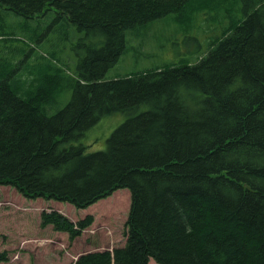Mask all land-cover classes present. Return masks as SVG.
Wrapping results in <instances>:
<instances>
[{"label": "trees", "instance_id": "16d2710c", "mask_svg": "<svg viewBox=\"0 0 264 264\" xmlns=\"http://www.w3.org/2000/svg\"><path fill=\"white\" fill-rule=\"evenodd\" d=\"M206 1L0 0V39L15 34L11 11L40 42L47 30L28 19L52 10L75 57L70 74L55 50L33 64L35 42L15 47L0 74V185L76 208L130 192L124 243L66 264H264V0H226L239 18L196 62L106 77L128 28L169 13L189 25ZM116 112L128 117L87 151L81 137ZM92 220L40 213L41 227L69 241Z\"/></svg>", "mask_w": 264, "mask_h": 264}, {"label": "rangeland", "instance_id": "374dc122", "mask_svg": "<svg viewBox=\"0 0 264 264\" xmlns=\"http://www.w3.org/2000/svg\"><path fill=\"white\" fill-rule=\"evenodd\" d=\"M227 6L231 9H227ZM238 6V3L233 5L226 0H208L204 6L195 10L189 25L180 24L174 18L175 13H169L149 24L128 28L125 31L126 50L107 71L106 77L141 71L163 63L198 61L206 52L208 42L220 36L233 19L239 18ZM17 20L23 18L9 11L5 24L13 29L9 32L15 34L5 40L0 39V74L13 67V62L19 57L20 51L13 53L16 46L29 47L33 42V64L39 61L41 54L55 50L56 55L67 63L68 73L74 72V51L70 49L69 38L63 37L65 26L54 11L48 10L43 15L28 19L31 27L39 24L47 30L45 34L43 31L40 42L33 41L27 32L18 29ZM69 36L74 37L71 30ZM68 99L67 92L57 106L47 108V113H54ZM127 117L128 114L124 112L101 117L80 141L87 144V151L103 149L107 136ZM129 206L130 192L125 188L113 189L94 202L76 208L69 202L26 197L14 186L0 185V253L4 256L0 264H66L73 262L79 254L122 245ZM42 210H54L70 219L91 215L93 220L80 236L69 241L67 233L60 232L64 238L61 239L54 235L50 227L40 226ZM44 237L53 240L42 241ZM16 254L18 257L14 258ZM149 264L156 263L152 260Z\"/></svg>", "mask_w": 264, "mask_h": 264}, {"label": "crops", "instance_id": "0c3cea01", "mask_svg": "<svg viewBox=\"0 0 264 264\" xmlns=\"http://www.w3.org/2000/svg\"><path fill=\"white\" fill-rule=\"evenodd\" d=\"M47 227H49V226H47ZM54 235L57 236V237H59V238H61V239H64L63 237L60 236V232L54 231Z\"/></svg>", "mask_w": 264, "mask_h": 264}, {"label": "bare ground", "instance_id": "6f19581e", "mask_svg": "<svg viewBox=\"0 0 264 264\" xmlns=\"http://www.w3.org/2000/svg\"><path fill=\"white\" fill-rule=\"evenodd\" d=\"M49 180V179H48Z\"/></svg>", "mask_w": 264, "mask_h": 264}]
</instances>
